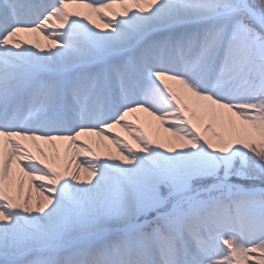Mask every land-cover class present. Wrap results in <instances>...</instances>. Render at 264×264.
Returning a JSON list of instances; mask_svg holds the SVG:
<instances>
[{"label":"snow or ice","instance_id":"6c2138e0","mask_svg":"<svg viewBox=\"0 0 264 264\" xmlns=\"http://www.w3.org/2000/svg\"><path fill=\"white\" fill-rule=\"evenodd\" d=\"M0 264H264V0H0Z\"/></svg>","mask_w":264,"mask_h":264},{"label":"rangeland","instance_id":"374dc122","mask_svg":"<svg viewBox=\"0 0 264 264\" xmlns=\"http://www.w3.org/2000/svg\"><path fill=\"white\" fill-rule=\"evenodd\" d=\"M118 132H122L123 134H122V136H120L123 140H126L128 143H132V140L130 139V137H128V135L123 131V130H121V129H119L118 128ZM145 131L148 133V135L150 136V137H152V138H155L154 137V134H153V132L151 131V130H149V129H147V128H145Z\"/></svg>","mask_w":264,"mask_h":264},{"label":"bare ground","instance_id":"6f19581e","mask_svg":"<svg viewBox=\"0 0 264 264\" xmlns=\"http://www.w3.org/2000/svg\"><path fill=\"white\" fill-rule=\"evenodd\" d=\"M118 131H119V130L116 129V130H115V133H118L119 136H122L123 133H122V132H118ZM159 131H160V136H161V137H163L164 135H166V133L163 132V129H160ZM113 151H114V149H113Z\"/></svg>","mask_w":264,"mask_h":264}]
</instances>
